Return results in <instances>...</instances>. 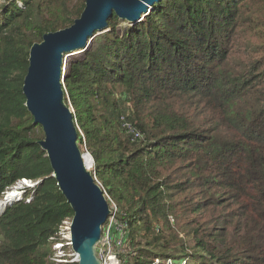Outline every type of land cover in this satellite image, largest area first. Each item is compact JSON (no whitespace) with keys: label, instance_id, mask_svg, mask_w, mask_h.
Returning a JSON list of instances; mask_svg holds the SVG:
<instances>
[{"label":"trees","instance_id":"obj_1","mask_svg":"<svg viewBox=\"0 0 264 264\" xmlns=\"http://www.w3.org/2000/svg\"><path fill=\"white\" fill-rule=\"evenodd\" d=\"M2 1L0 200L19 180L40 181L30 201L0 211V264H50L49 238L74 212L51 176L23 83L32 44L70 26L86 0ZM122 23L129 26L119 31ZM64 86L97 180L125 204L127 264L184 258L162 234L170 213L229 201L252 204V234L229 242L196 228L191 259L264 264V0H160L136 23L114 14L68 62ZM123 116L142 138L125 133ZM78 142L84 147L81 133ZM192 187L211 193L190 199ZM220 188L227 194L212 192ZM139 232L144 246L131 255ZM238 241L240 249L227 245Z\"/></svg>","mask_w":264,"mask_h":264},{"label":"water","instance_id":"obj_2","mask_svg":"<svg viewBox=\"0 0 264 264\" xmlns=\"http://www.w3.org/2000/svg\"><path fill=\"white\" fill-rule=\"evenodd\" d=\"M159 1L86 0L83 12L70 26L45 33L30 48L23 83L25 104L34 124L43 128L44 138L38 143L49 158L51 176L74 212L71 237L73 249L79 254L78 264H101L97 245L111 210L91 169L94 158L90 155L92 160H86L87 154L79 146L74 110L66 102L67 59L85 52L97 35L106 32L114 14L123 21L136 23Z\"/></svg>","mask_w":264,"mask_h":264},{"label":"rangeland","instance_id":"obj_3","mask_svg":"<svg viewBox=\"0 0 264 264\" xmlns=\"http://www.w3.org/2000/svg\"><path fill=\"white\" fill-rule=\"evenodd\" d=\"M2 2L3 1L0 0V3ZM71 5H75V2H71ZM126 26H129L128 23H122L121 25H119L118 30L121 31L122 28ZM75 56L68 57L67 65L68 62L71 59H73V57ZM36 135L40 138L44 136V132L41 126H39V128L37 129ZM80 148L82 149V151L85 150V148L82 146H80ZM87 150L90 152L88 147ZM18 184L21 185L22 183L18 182ZM20 185H17L16 183L14 186L9 188L8 189L9 195L11 191L15 189L19 194L16 197L20 196L21 193H19V191L20 189H23V187L21 188L16 187ZM212 192L214 194H223V193L227 194L228 190L220 188V189H214V191ZM187 193L189 194L188 198L190 199H196V198L206 199L211 192L207 191L206 193L201 194L199 193L198 189L192 187L191 189L188 190ZM3 200H1L0 203H2ZM113 201L116 204L120 205L121 207L125 206L124 202L121 201L117 202L114 199ZM236 202L237 201H229L226 206H219L218 204L209 205L203 207L198 213L195 214L192 212H188L187 214L182 213L179 215V217H176L173 213H170V217H168V223L170 229L162 232L166 241L171 240L169 244L170 251L175 252L176 254H180V257H184L181 260L183 259L187 260L188 257L189 260L187 261V264H195L193 259H191V256L195 251V237H193L194 233L193 235H191L190 232H192L196 228H199L201 230L202 235H206V234L212 235L217 233L221 238L227 239L229 242L235 237L242 238L248 232L249 234H252V204H248L243 207H238V203ZM0 206H6V205L2 203L0 204ZM142 226L143 224H141L139 227L141 230H142ZM137 239H138L137 242H142V243L135 242L134 247L127 248V252L132 253L131 255H134L139 248L144 246L143 245L144 239L142 237V232H139ZM239 244L240 242L238 241L235 244H227V245L233 246L234 249H240ZM224 246L226 245L221 243L220 247H224ZM182 250L184 252H182ZM237 255L240 256V253L238 252Z\"/></svg>","mask_w":264,"mask_h":264},{"label":"built area","instance_id":"obj_4","mask_svg":"<svg viewBox=\"0 0 264 264\" xmlns=\"http://www.w3.org/2000/svg\"><path fill=\"white\" fill-rule=\"evenodd\" d=\"M121 121L126 134L132 135L134 139L142 138L143 135L141 134V132L136 128L133 123L129 122L125 118V116L121 117ZM77 129L78 132L81 133V135L83 136V145L85 148L83 152L90 156L91 153L86 148V138L78 124ZM91 169H95L94 164H92ZM93 171L95 173V170ZM39 181L40 180L33 181L29 179H22L18 181L22 183L21 185L16 182L17 185H20L16 187H23V189H20L21 191H19L21 195L16 199L19 200L25 198L27 196V193L29 192V189L35 188ZM98 183L101 184L99 181ZM12 186L8 187L7 190L4 192L3 199L8 197V189ZM105 194L110 206L111 213L102 228L101 241L97 245V256L100 259L101 264H127V258L122 257V254L124 253L125 247L128 244L127 237L130 228L129 221L127 220L124 210L120 207V205L116 204L106 192ZM32 197L33 191L32 193L28 194L26 200L30 201ZM71 224L72 218H66L60 224L57 232L54 235L50 236V253L48 256V261L50 264H65L79 262V254L73 249L72 246L73 244L71 237ZM152 264H187V260H175L173 258H167L165 260H162L159 258H155Z\"/></svg>","mask_w":264,"mask_h":264},{"label":"bare ground","instance_id":"obj_5","mask_svg":"<svg viewBox=\"0 0 264 264\" xmlns=\"http://www.w3.org/2000/svg\"><path fill=\"white\" fill-rule=\"evenodd\" d=\"M88 157H89V159H88ZM86 160H92V158L90 157V156H88V155H86ZM21 191V190H20ZM17 195H19L18 194V192L15 190V189H13L12 191H11V193H10V195H8V197H7V199L6 200H3V204L4 205H7V204H9L8 202L9 201H12V200H14V199H16V198H18V197H16ZM15 197V198H14ZM2 203H0V204H2ZM5 209V206H0V211H2V210H4Z\"/></svg>","mask_w":264,"mask_h":264}]
</instances>
